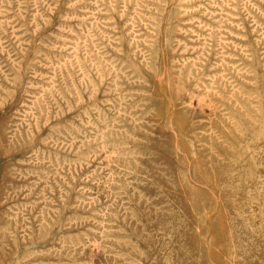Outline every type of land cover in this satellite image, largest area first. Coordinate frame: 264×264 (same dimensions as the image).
<instances>
[{"label": "rangeland", "instance_id": "1", "mask_svg": "<svg viewBox=\"0 0 264 264\" xmlns=\"http://www.w3.org/2000/svg\"><path fill=\"white\" fill-rule=\"evenodd\" d=\"M0 264H264V0H0Z\"/></svg>", "mask_w": 264, "mask_h": 264}]
</instances>
